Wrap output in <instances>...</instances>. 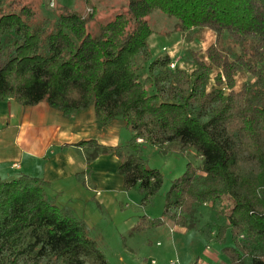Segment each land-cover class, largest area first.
Listing matches in <instances>:
<instances>
[{
	"label": "trees",
	"instance_id": "trees-1",
	"mask_svg": "<svg viewBox=\"0 0 264 264\" xmlns=\"http://www.w3.org/2000/svg\"><path fill=\"white\" fill-rule=\"evenodd\" d=\"M8 2L0 0V102L46 103L66 119L92 108L102 126L124 122L130 138L123 145L89 140L73 146L84 150L87 166L114 155L123 190H138L143 207L163 183L159 171L148 167L144 149L163 156L172 147L181 156L194 152L200 166L188 163L173 181L162 217L142 221L159 228L170 219L189 228L196 208L229 198L231 262L251 257V264H264V0H126L125 10L95 34L89 30L93 14L56 6L54 23L34 25L31 8L16 1L4 12ZM155 12L175 20L179 33L212 31L207 63L190 51L195 70L188 75L171 70L169 56L153 60L148 20ZM142 64L148 71L143 82ZM213 69L218 72L207 91ZM239 72L253 81L235 91ZM84 174L80 182L93 188L90 169ZM47 186L29 176L0 177V264H86L91 258L107 264L87 225L57 207ZM216 229L220 238L228 230Z\"/></svg>",
	"mask_w": 264,
	"mask_h": 264
},
{
	"label": "rangeland",
	"instance_id": "rangeland-1",
	"mask_svg": "<svg viewBox=\"0 0 264 264\" xmlns=\"http://www.w3.org/2000/svg\"><path fill=\"white\" fill-rule=\"evenodd\" d=\"M16 1L35 12L34 25L46 20L54 23L56 6L76 11L84 17L93 14L94 20L89 24L92 34L97 32L100 25L111 21L115 15L125 10L126 5V0H9L4 12H8L7 6ZM50 1H53V7H50ZM148 21L153 31L148 40L153 60L169 56L174 65L173 71L177 68L188 75L195 70L188 55L190 51L197 53L198 58L207 63L205 51L215 43L216 38L212 31L202 29L179 33L175 31V20L158 12L153 13ZM140 68L138 74L143 82L148 76L147 64H142ZM217 72L215 69L209 72L207 91L214 86ZM252 81L246 72H239L234 77V90L240 91L244 84ZM126 132L129 134L127 130ZM167 155L159 154L152 147L144 149L143 156L148 167L159 171L163 178L160 191L147 206L141 205L142 195L139 191L131 190L117 193L108 201L107 196L101 193L99 198L86 206L87 211H83V207H76L75 210L69 206L66 208L74 216L79 215L80 217H75L87 225L91 240L107 264H233L227 253L234 248L227 220L233 206L229 198L225 197L214 206L196 208L189 217L192 226L196 225L194 230L182 232L179 228L172 227L170 219H165V225L159 228H150L142 221L143 218L160 219L165 206V195L173 181L183 175L188 163L194 167L200 166V158L192 151L181 156L172 147ZM179 171L181 174L177 176ZM174 172L176 177L173 176ZM86 218L88 222L84 220ZM139 223H144L143 230L138 229ZM219 225L228 228L222 238L217 237V229L213 231ZM251 259L247 257L240 264H251ZM103 261L91 258L85 262L106 264Z\"/></svg>",
	"mask_w": 264,
	"mask_h": 264
},
{
	"label": "crops",
	"instance_id": "crops-1",
	"mask_svg": "<svg viewBox=\"0 0 264 264\" xmlns=\"http://www.w3.org/2000/svg\"><path fill=\"white\" fill-rule=\"evenodd\" d=\"M129 138L124 122L102 126L92 108L66 119L46 103L22 107L13 100L0 102V177L7 181L20 176L40 179L48 185L44 188L48 198L59 208L83 207L87 211L86 206L101 193L108 201L124 191L117 174L120 162L114 155H100L87 166L84 150L73 145L93 140L100 146L116 147ZM87 168L93 188L80 182ZM180 174L179 171L177 176ZM84 220L88 222V218ZM195 226L176 228L184 232Z\"/></svg>",
	"mask_w": 264,
	"mask_h": 264
},
{
	"label": "built area",
	"instance_id": "built-area-1",
	"mask_svg": "<svg viewBox=\"0 0 264 264\" xmlns=\"http://www.w3.org/2000/svg\"><path fill=\"white\" fill-rule=\"evenodd\" d=\"M53 1H50V7H53ZM91 12V11H90ZM169 68L171 69V70H173L174 69V65L173 64H170V66H169ZM151 264H155L154 262H151Z\"/></svg>",
	"mask_w": 264,
	"mask_h": 264
},
{
	"label": "bare ground",
	"instance_id": "bare-ground-1",
	"mask_svg": "<svg viewBox=\"0 0 264 264\" xmlns=\"http://www.w3.org/2000/svg\"><path fill=\"white\" fill-rule=\"evenodd\" d=\"M104 174V173H103ZM105 175V174H104ZM98 177V176H97ZM102 179V178H101Z\"/></svg>",
	"mask_w": 264,
	"mask_h": 264
}]
</instances>
